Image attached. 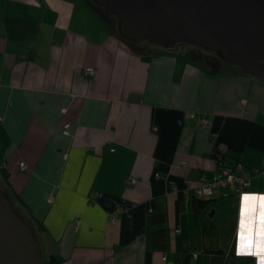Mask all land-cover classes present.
<instances>
[{"label": "crops", "instance_id": "1", "mask_svg": "<svg viewBox=\"0 0 264 264\" xmlns=\"http://www.w3.org/2000/svg\"><path fill=\"white\" fill-rule=\"evenodd\" d=\"M143 49L149 60L93 0H0L4 185L43 264H175L184 246L194 264L206 250L212 264H262L264 80L202 50ZM239 163L260 170L250 187L194 222L202 176Z\"/></svg>", "mask_w": 264, "mask_h": 264}, {"label": "water", "instance_id": "2", "mask_svg": "<svg viewBox=\"0 0 264 264\" xmlns=\"http://www.w3.org/2000/svg\"><path fill=\"white\" fill-rule=\"evenodd\" d=\"M135 43L215 50L229 65L264 80V0H95ZM0 264H43L40 238L0 183Z\"/></svg>", "mask_w": 264, "mask_h": 264}, {"label": "trees", "instance_id": "3", "mask_svg": "<svg viewBox=\"0 0 264 264\" xmlns=\"http://www.w3.org/2000/svg\"><path fill=\"white\" fill-rule=\"evenodd\" d=\"M93 5L97 9L100 10L101 14H103V16H105L107 20L112 19V18L117 19L115 16H112V15L105 13L104 8L102 6H99L98 4L94 3V1H93ZM108 23L111 25V23L109 21H108ZM115 30H117L119 32V34L122 36V38L124 40L127 39L120 33L118 26H116ZM126 41L129 43V45L131 46V48L134 51L142 54L147 60H149L151 58V56H152L151 53L144 52L143 43H135L129 39H127ZM210 54L212 55V57H207V59L210 63L213 62V60L215 58H217V60H219V61H223V59L219 56V54H215V53H213V54L210 53ZM213 55L215 58L213 57ZM2 159H3V153H2V151H0V173L2 175V181H3V183L1 181H0V183H1L2 187L4 188V190L9 193V189H7V187H5V185H4V183H8L9 173H8L6 167L4 166V161ZM10 197L12 198V201H13V197L11 194H10ZM236 197L237 196L202 198V197H199V196L194 194V196L191 199L192 220L194 222L197 221V219L200 217L199 215H200V212L202 210L205 211V214H204V216H205L206 212L208 210L212 209L213 207L221 206L223 203H224V205H226V204L229 205V203H227V202H230L231 199L236 198ZM13 203H14L15 209L21 213L20 209L16 206L14 201H13ZM225 211L232 212L234 214L233 223L228 222V226L225 225V228L229 229V234L232 235L233 232L236 231V227H237L238 207L233 206V205L226 206ZM204 216H202V217H204ZM205 223H207V225H205V226H211L208 222H205ZM30 225H31L32 229L34 230L35 234L38 235V231L35 229L34 225L31 222H30ZM38 227H39V230H42V231L46 230V228L42 222H38ZM161 232L162 231H158V233H161ZM232 246H231V253H232V255H234L236 243L233 244ZM208 253H210V251L206 250L204 253L202 252L201 254H198L195 264H212L211 261H208V256H207ZM215 254H219L221 257L225 253L222 249H219L218 251H215ZM173 258H174L175 264H194L193 263V261L195 260L194 248L191 246H184L181 252L173 255ZM221 258H223V257H221ZM237 258L239 260V264H256L255 258H253V257H237ZM220 264H222V261L220 262Z\"/></svg>", "mask_w": 264, "mask_h": 264}, {"label": "built area", "instance_id": "4", "mask_svg": "<svg viewBox=\"0 0 264 264\" xmlns=\"http://www.w3.org/2000/svg\"><path fill=\"white\" fill-rule=\"evenodd\" d=\"M86 73L94 75L96 69L94 67H87ZM246 99L242 100L245 103ZM192 119L198 121L201 125H209L210 120L206 117L200 116L198 112H192L190 114ZM4 117L0 116V121H3ZM66 130L70 127L66 126ZM21 169L23 171L28 170V165L25 162H21ZM259 169L249 170L246 169L242 163H239L236 167H228L221 165L219 170L212 176H202L200 184L194 189L195 195L202 198H216V197H231L242 196L246 190L250 187L253 173H259ZM136 180L132 179L130 184L135 183ZM115 220V218H113Z\"/></svg>", "mask_w": 264, "mask_h": 264}, {"label": "rangeland", "instance_id": "5", "mask_svg": "<svg viewBox=\"0 0 264 264\" xmlns=\"http://www.w3.org/2000/svg\"><path fill=\"white\" fill-rule=\"evenodd\" d=\"M94 1V3H95V0H93ZM103 7V6H102ZM104 8V7H103ZM108 21L111 23V25H112V27L114 28V29H116V26H118V20L117 19H108ZM119 29V28H118ZM127 40V39H126ZM143 46H153V47H157L156 45H153V44H151L149 41H145V42H143ZM159 48H161V47H159ZM182 48H194V52L195 53H197V54H199L200 53V50H202L205 54H207V53H215V54H218V52L217 51H215V50H211V49H208L207 47H205V46H203V45H196V44H192V43H188V42H181V43H179L177 46H176V48L175 49H171L170 51H173V50H176V51H179V50H182ZM214 56V55H213ZM227 215H228V213H227Z\"/></svg>", "mask_w": 264, "mask_h": 264}, {"label": "snow or ice", "instance_id": "6", "mask_svg": "<svg viewBox=\"0 0 264 264\" xmlns=\"http://www.w3.org/2000/svg\"><path fill=\"white\" fill-rule=\"evenodd\" d=\"M245 199H247V197H246ZM262 199H264V198H262ZM241 215H242V217H243V209H242V213H241ZM243 226H244V220H243V218H242V219H241V227L243 228ZM249 243H250V241H249Z\"/></svg>", "mask_w": 264, "mask_h": 264}, {"label": "clouds", "instance_id": "7", "mask_svg": "<svg viewBox=\"0 0 264 264\" xmlns=\"http://www.w3.org/2000/svg\"><path fill=\"white\" fill-rule=\"evenodd\" d=\"M262 264H264V262H262Z\"/></svg>", "mask_w": 264, "mask_h": 264}]
</instances>
